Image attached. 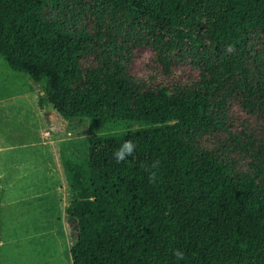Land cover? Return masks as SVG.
<instances>
[{"label": "trees", "instance_id": "16d2710c", "mask_svg": "<svg viewBox=\"0 0 264 264\" xmlns=\"http://www.w3.org/2000/svg\"><path fill=\"white\" fill-rule=\"evenodd\" d=\"M140 47L199 79L132 77ZM0 56L94 131L59 152L72 264H264V0H0Z\"/></svg>", "mask_w": 264, "mask_h": 264}, {"label": "rangeland", "instance_id": "374dc122", "mask_svg": "<svg viewBox=\"0 0 264 264\" xmlns=\"http://www.w3.org/2000/svg\"><path fill=\"white\" fill-rule=\"evenodd\" d=\"M129 73L149 84H191L199 70L178 61L164 74L150 47L133 52ZM43 87L0 56V244L3 264H72L64 209L69 201L59 152L89 138L87 120H60L38 101ZM239 111V108L236 107Z\"/></svg>", "mask_w": 264, "mask_h": 264}, {"label": "clouds", "instance_id": "9594fccd", "mask_svg": "<svg viewBox=\"0 0 264 264\" xmlns=\"http://www.w3.org/2000/svg\"><path fill=\"white\" fill-rule=\"evenodd\" d=\"M228 51H232V48L229 47ZM137 145L131 140L126 139L124 140L119 147L113 152V157L117 163L124 162L129 156L133 155L136 151ZM144 167L145 171L148 172V179L149 182L152 184L157 183L158 175H157V169L160 167V161L156 160L153 161L150 165H142ZM173 255L178 260L184 259V253L180 249H175L173 251Z\"/></svg>", "mask_w": 264, "mask_h": 264}, {"label": "crops", "instance_id": "0c3cea01", "mask_svg": "<svg viewBox=\"0 0 264 264\" xmlns=\"http://www.w3.org/2000/svg\"><path fill=\"white\" fill-rule=\"evenodd\" d=\"M4 245L5 244H3V242H2V244H0V250L2 251V248L4 247ZM1 251H0V264H3V257H2V253H1ZM72 262V261H71Z\"/></svg>", "mask_w": 264, "mask_h": 264}]
</instances>
